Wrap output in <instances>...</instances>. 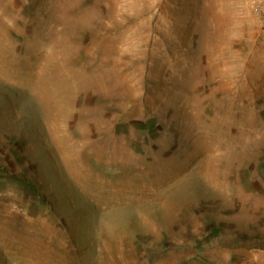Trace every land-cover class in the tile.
I'll return each mask as SVG.
<instances>
[{"label":"rangeland","instance_id":"1","mask_svg":"<svg viewBox=\"0 0 264 264\" xmlns=\"http://www.w3.org/2000/svg\"><path fill=\"white\" fill-rule=\"evenodd\" d=\"M264 0H0V264H264Z\"/></svg>","mask_w":264,"mask_h":264},{"label":"built area","instance_id":"2","mask_svg":"<svg viewBox=\"0 0 264 264\" xmlns=\"http://www.w3.org/2000/svg\"><path fill=\"white\" fill-rule=\"evenodd\" d=\"M254 8H255L256 12L264 13V5L263 4H257Z\"/></svg>","mask_w":264,"mask_h":264}]
</instances>
